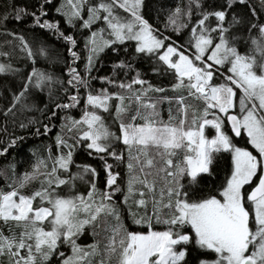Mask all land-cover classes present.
<instances>
[{
  "label": "snow or ice",
  "instance_id": "6c2138e0",
  "mask_svg": "<svg viewBox=\"0 0 264 264\" xmlns=\"http://www.w3.org/2000/svg\"><path fill=\"white\" fill-rule=\"evenodd\" d=\"M236 2L227 0L226 7L208 11L202 0H187L186 4L177 0L163 23L166 31H188L185 41L177 43L145 18L141 12L144 0H67L55 11L70 26L82 20L79 27L90 32L84 37L83 75L73 66L81 58L74 50L78 44L74 34L61 33L56 23L44 18L43 9L39 14L26 7L11 9L17 21L31 16L34 25L54 30L68 45L67 86L60 82L68 102L55 104V109L78 105L79 93L69 94L70 88L83 86L86 95L78 119L61 117V131L54 138L55 155L51 146L45 149L47 156L34 152L31 170L21 173L19 179L14 173L13 182L0 188V257L6 258L0 264H52L54 256L60 257L59 264H190V250L199 253L195 264H264V20L253 5H247L252 11L246 23L235 14L229 21L227 14ZM238 2L247 4V0ZM85 6L86 19L81 15ZM116 9H123L128 17L120 16ZM8 16L5 11L0 23ZM100 20L105 27L92 31L90 26ZM242 23L250 41L243 53L232 34ZM10 35L32 59L35 53L24 35ZM125 41L134 42L131 56L112 67L125 70V77L129 72L135 74L131 80L99 76L116 90L101 87L93 94L89 80L94 78L91 73L101 53L109 46L118 53L116 45ZM124 51L127 54L128 48ZM39 55L47 58L45 47L39 48ZM141 58L152 61V73L171 76L174 82L166 89L143 79L133 67ZM6 71L19 69L0 63V73ZM53 80L51 74L33 67L19 92L0 108L5 120L15 116L17 104L34 107L26 103L30 87L41 92L48 89L51 99ZM169 89L173 96L150 95ZM173 100L175 110L170 107L165 120L158 104ZM101 113H108L111 122ZM56 114L51 112L53 117ZM116 125L118 132L112 130ZM26 126L20 123L21 129ZM209 129L214 133L211 136ZM65 130L75 133L70 137L72 143ZM48 131L45 124L44 132ZM242 137H246L245 144L236 143ZM22 139L16 137L0 148V155ZM118 144L124 146L120 152ZM77 148H84L90 156L95 153L103 161V191L96 186L98 174L91 165L78 164L77 171L71 172ZM220 154L230 155V171L215 193L198 192L203 174L212 176L214 159ZM121 164L127 170L124 186L118 182L120 173L113 170ZM89 173L87 195L73 193L75 181L84 180ZM33 181H39V187L24 191ZM61 186L69 189L68 194H62ZM245 186L251 190L246 192ZM118 192L123 194L121 204L127 207L132 224L146 226V231L129 230L122 222V209L112 200ZM154 223L162 227L157 229ZM86 227L92 229L93 242L80 245L77 238ZM60 245H70V254L60 252Z\"/></svg>",
  "mask_w": 264,
  "mask_h": 264
},
{
  "label": "trees",
  "instance_id": "16d2710c",
  "mask_svg": "<svg viewBox=\"0 0 264 264\" xmlns=\"http://www.w3.org/2000/svg\"><path fill=\"white\" fill-rule=\"evenodd\" d=\"M90 3V1H88ZM181 4H186L187 0H179ZM61 3L66 4L67 0H0V16L3 15L5 11H9V16L7 19L0 23V53L7 52L8 56L0 55V63L10 65L12 69H19L16 71H6L0 73V108L4 107L6 102H10L11 96L14 92H19L23 87V80L27 79V73L32 70L33 67L36 69L51 74L54 78L51 92V99H49V90L41 92L38 89L32 87L29 88L27 93L26 103L34 105L30 108H21L19 104L16 105L15 116H10L7 121L5 120L2 113H0V148L7 146L14 138L23 137L22 140H18L17 143L9 147V150L4 155H0V188H6L7 184L13 182V175L15 173V178L19 179L21 173L25 171H30L32 164L35 162V157L33 153L35 152L37 156H47L45 151L46 147L51 146L53 150V155H55V136L61 131V117L65 115H70L74 118H79L82 114V109L84 107V98L86 91L81 86L79 89L70 88L69 94L79 93L80 100L75 108L71 109H55V104L67 103L68 97L61 91V84L63 82L67 86L68 74L66 71L67 61L71 59L67 52L68 45L61 38L58 37L54 30L49 31L47 29H41L32 23V17L28 16L23 19V22L17 21L15 19L14 12L11 9L17 7H26L29 12L35 11L39 14L40 10L46 13V19L50 22L56 23L61 33L74 34L78 41L76 50L81 58L75 62L73 65L77 67L78 71L83 75V66L85 63L84 57L86 53L84 52V37L90 35L88 29H81L79 24L82 23L78 21L76 26H70L65 23L64 16L62 13H57L55 9L60 6ZM177 0H144L145 6L141 9L142 14L154 27L160 28L165 36H171L173 41L177 43H183L188 37V31L182 30L181 34L175 32L166 31L163 28V23L167 15V10L169 8L175 7ZM203 9L208 11H214L221 9L222 6L226 7L227 0H202ZM11 6V8L7 6ZM247 5H253L258 13H261L260 19L264 20V9H261V0H247L246 5H241L238 0L234 4L231 12L227 14V19L230 21L232 15H237L242 21L247 22L248 17L251 15L252 9ZM193 20L196 19L195 6H193ZM82 17L86 19V13H81ZM210 22L215 23V18L211 17ZM93 30V25L90 26ZM10 33L22 34L26 38L27 42L30 44L35 55L32 59L27 58L26 52H21L19 47V41L14 35ZM232 34L235 35L239 41L238 49L240 52H246L250 46V41L247 37L249 33L244 28V24L235 26L232 30ZM256 33L254 32L253 35ZM11 41L12 43H8ZM119 48L118 53H114L111 47H108L101 53L98 58L95 68L91 73L89 80L90 88L95 94L96 90L101 87H109L110 90L115 91L116 89L111 88L110 85L102 82L98 79L99 76H111L117 80H131L134 72H129L127 77H125V70H114L113 64L117 63L119 60H128L133 51L134 42H124L123 44L116 45ZM45 47L47 51V58L39 55V48ZM128 48V53L126 54L124 49ZM152 61L148 59H136L133 63L134 69H137L141 73V77L148 80L153 85L168 88L170 83L174 82L173 78L168 75H160L152 73L151 71ZM134 88H139V85H134ZM151 96L158 95H168L173 96L174 93L169 89L164 94H157L155 92L150 93ZM175 110L176 103L173 100L170 104L168 101H162L158 104V111L161 112L163 119L167 120L169 114V108ZM55 110L56 115L51 116V112ZM114 111V108L112 109ZM105 120L111 122L112 117L108 113H101ZM31 121V123L29 122ZM20 123L27 125L24 129L20 128ZM47 124L49 131L44 132V125ZM39 130V135L36 134ZM113 131L118 132V125L114 126ZM66 138H69V143H72L71 136L75 133H67L65 130ZM245 137L236 138V143L243 145L245 144ZM249 146V145H248ZM122 144L116 145V149L120 152L123 149ZM124 158L127 160V153H124ZM108 162L112 163L111 157H108ZM74 163L70 166L71 172L77 171V165L88 164L97 170L96 186L99 190L103 191L106 184V173L103 169V161H101L95 153L89 155L88 151L84 148H77L73 153ZM9 164L14 165V169L8 167ZM230 155L220 154L218 155L212 165V176L203 174V179L198 185V192H213L215 193L217 187L224 180L225 174L230 171ZM51 167V165H49ZM114 171L120 173L118 177V182L121 186L125 185L126 179V168L123 164L115 166ZM91 179V174H87L84 180H76L75 186L72 187V192H79L83 195H87V190L90 184L86 181ZM254 186V185H253ZM36 187H39V181H33L28 185L24 191L30 192ZM251 189L245 186V191H250ZM69 189L61 186L62 194H68ZM137 198L138 194H137ZM113 203L118 205L122 209V222L128 227L129 230H144L147 228L144 226H137L132 224L131 219L128 217V209L126 206L121 204L123 200L122 193H116L112 197ZM154 227L160 229L162 226L155 225ZM7 234V229H4ZM100 239V237H97ZM93 242L92 229L86 227L84 231L78 238L77 243L80 245H89ZM60 252L65 253V255L70 254V245H60ZM199 255L197 252L189 251L188 260L190 264H195V258ZM214 256H200L199 258H212ZM58 256L52 257V264H58ZM98 259V258H94Z\"/></svg>",
  "mask_w": 264,
  "mask_h": 264
},
{
  "label": "rangeland",
  "instance_id": "374dc122",
  "mask_svg": "<svg viewBox=\"0 0 264 264\" xmlns=\"http://www.w3.org/2000/svg\"><path fill=\"white\" fill-rule=\"evenodd\" d=\"M88 1H90V3H98V2H99V0H88ZM115 11H116L117 14H119L120 16L128 17V13H125L123 9H116ZM84 12L86 13V17H87V6H85V7H83V8L81 9V13H84ZM101 27H105V25L103 24V21H102V20L97 21L95 24H93V30H92V31H95L96 29L101 28ZM106 38H107V37H106ZM125 42H127V41H125ZM109 47H111V46H109ZM237 100H238V98H237ZM235 111H236V112H239V107H238V106H237V108L235 109ZM212 134H214L213 131H212L211 129H209V130H208V135L211 136ZM245 139H246V137H245ZM248 148H249V150L255 152L254 149H251V146H250V145L248 146ZM59 250H60V249H59ZM212 258H214V257H212ZM5 259H6V258H4V257H0V261H3V260H5ZM207 259H211V258H207ZM59 260H60V258H59ZM58 264H59V262H58Z\"/></svg>",
  "mask_w": 264,
  "mask_h": 264
}]
</instances>
